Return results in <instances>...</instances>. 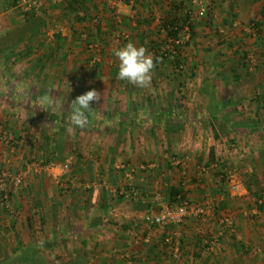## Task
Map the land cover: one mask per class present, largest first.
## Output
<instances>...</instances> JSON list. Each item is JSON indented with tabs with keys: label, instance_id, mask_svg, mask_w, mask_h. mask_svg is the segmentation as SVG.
Listing matches in <instances>:
<instances>
[{
	"label": "crops",
	"instance_id": "0c3cea01",
	"mask_svg": "<svg viewBox=\"0 0 264 264\" xmlns=\"http://www.w3.org/2000/svg\"><path fill=\"white\" fill-rule=\"evenodd\" d=\"M39 1L35 11L23 0H0V133L14 140L0 146V159L18 166L19 160H41L40 139L52 138L45 127L51 132L52 123H70V132L54 128L67 137L75 131L87 145L69 147V156L81 154L84 162L66 177L73 187L68 194L22 195L12 212H0V264H264V0H211L213 13L184 48V74L173 63L154 62L150 86L143 88L117 78L114 50L132 42L150 52L165 35L171 1L122 0L118 16L106 0ZM251 22L261 26L248 39L244 28ZM119 34L129 38L115 41ZM90 42L104 48L98 66L88 65ZM243 49L254 58L255 72L243 66ZM93 89L100 100L92 102L89 123L73 130L71 102ZM185 90L191 94L184 99ZM45 97L59 110L47 108ZM240 107L254 112L245 116ZM233 137L252 148L240 164H230L242 175L238 197L220 183L219 168L194 177L211 152L219 157L221 139ZM176 157L185 158V168L174 165ZM40 180L34 190L42 189ZM103 181L112 189L84 188ZM173 188L193 203L216 204L234 220L235 233L195 219L153 227L152 209L166 203ZM122 189L125 195L117 197ZM166 237L175 244L168 246ZM213 238L219 241L207 253Z\"/></svg>",
	"mask_w": 264,
	"mask_h": 264
},
{
	"label": "rangeland",
	"instance_id": "374dc122",
	"mask_svg": "<svg viewBox=\"0 0 264 264\" xmlns=\"http://www.w3.org/2000/svg\"><path fill=\"white\" fill-rule=\"evenodd\" d=\"M27 1H29V0H27ZM36 1L41 3V1H39V0H36ZM121 1L122 0H120L119 2H121ZM169 1H171V3H173L174 0H169ZM41 6H42V3H41ZM111 8L112 7H110L109 9L111 10L112 14L114 16H118V12H117L118 5H117V8L115 10H112ZM212 13H213V11H211V13L209 14L208 18H206V19H209L210 15ZM202 22H203V19L201 21L200 20H196L195 27H197V25H200V23H202ZM94 23L97 25L100 22L98 20V23H96L95 21H94ZM47 30L49 31V33H51L52 32V27L47 28ZM244 34H245L244 35L245 38L253 39V38L256 37L257 33L253 34V33H247L246 32ZM119 35H121V34H119ZM194 36H195V33H194ZM158 40L159 41H156L154 43L155 45H157L156 47H159V46L162 47V46L166 45L165 43L167 41H166V36L165 35L162 38L159 36ZM192 40H193V38H192ZM192 40L189 42V44L192 42ZM115 41H118L117 37H115ZM92 44L95 46V48H97V51L96 50H92L90 48L91 52L93 53L92 56L93 57L96 56L97 57V61H96L95 64H92L91 63L92 60L89 59L88 60V65L89 66H96L97 64L99 65L101 63V59L100 58L103 55V50L104 49L102 50V46L100 44L90 42V46ZM0 46H1V43H0ZM242 46L243 45L241 43H239V47H242ZM185 47H186V49L188 48L187 45H185ZM240 52H242V54L246 53L247 56H250L249 53L245 52V49H243V51H240ZM184 64H185V66L187 68L186 62H184ZM255 68L256 67H254L252 69V71H254ZM190 78H191V82H194V80H193L194 75L193 74H192V76L190 75ZM190 94H191V92L188 93V91L185 90V94L183 95L184 97H182V98H184V99L185 98H189L187 95H190ZM181 107H185V106H183V104H182ZM189 108L186 107L185 109L180 110L179 112H185V110L189 109ZM193 108H195L198 113H200L202 116H204V111H203V109L201 107L197 106V107H193ZM238 111L240 113L242 112L241 114H243L245 116L247 114H253V112H254L253 109L250 108V107H247V108L240 107L238 109ZM58 125L63 127V128H66L67 129L66 131L70 132V128H71V126H70L71 124L70 123H68V124H66V123H57V124L52 123V131L51 132H49L48 124H46L45 127H46V129H48V131H46V135H48V134L51 135L52 134V138L40 139L41 145H42L41 148H42V152H43V156H42L41 160L39 158L38 159L31 158V159L21 160L23 162H20V160H19L18 163L20 165L18 166L16 161H12L11 163H7L6 164V163H2L1 159H0V172H7L8 175H9V178L6 179L5 184H1L0 183V212H4V213L12 212L15 209V208H13L14 201L16 200L17 197H20L22 195H24L25 197L31 199L32 195L35 196L36 194H38V196H39V194L49 195L50 193L52 194V193L58 191V193L64 195V194H68L71 191V189L73 187L70 186L69 183H67L65 181L66 177L69 174H74L75 167H76L75 165L83 164L84 161H82L83 160V156L81 154H75V155L72 154V155H70V156H73V159H72L69 156V150H70L69 147L72 144V148H75V147L84 148L82 145L86 146L87 144H86V140H82V139L80 140V137L79 138H78V136L76 137V135H78V134H76L75 131H73V137H71L69 135V132L67 133L69 137H67L66 131H62V132L61 131H57L54 127H56ZM86 127L84 126L83 129L86 128ZM96 127H97V129H100L102 127H103V129L105 128L102 124L99 127H98V124H97ZM77 128L79 129V127H77ZM73 130H76L74 125H73ZM13 141L14 140H12L10 137L5 136L3 133H0V146L2 147V150H4L3 149L4 146H10ZM245 141L246 140L242 139L241 137H233L231 139L228 138V139H225V140L221 139V142H224V143L223 144H219L218 147L219 148L221 147V149L217 148V150H218V154L222 158H224L223 160H224V163L227 164V167L231 166L230 164L232 162H234V161H236L237 163L239 162V164H240L242 162V160H245L247 158L248 152H250L252 150V148L250 147L251 146L250 141H246L247 143ZM232 143H234L236 145V147L240 149V153H241L240 155H237V154L236 155L235 154L232 155V154H230L229 146ZM223 146H224V149H226L225 152H224V149H222ZM247 149H249V150L247 151ZM77 150H79V149H77ZM44 151H45V153H44ZM244 152H247V153L244 154ZM242 155L243 156L245 155L246 157L241 159L243 157ZM74 156H75V158H74ZM14 157H15L14 160H16V155ZM47 159H48V163H45L44 161H46ZM67 162H69L71 164V168H70V170L68 172H62L61 166H63ZM50 165L52 166V168L47 169V166H50ZM203 165H205V164L201 163L198 166L201 167ZM232 169H234L236 171L238 177L241 179L242 175H241L240 169H238V168H232ZM197 172L194 173L195 174L194 177L195 178L197 177L196 179L198 180L200 178H198V176H197L198 173ZM33 173H34V175H33L34 178L33 179H35V180L42 179V180L39 181V182L43 183L42 184V189H38V187H37V189L34 190L33 182L35 180L32 182V178H31V174H33ZM19 175L24 176V179H23V183L20 186L16 187L14 185V183H13V180H14V177L19 176ZM54 176H56V177H54ZM195 178H193V179H195ZM44 180H49V181L44 182ZM59 180H60V183L59 184L56 183ZM194 181L195 180H193V182ZM61 183H63L64 185L63 186L60 185ZM88 184L89 183L84 184V188H85L86 191H89V189L87 188ZM94 184H97L99 186L100 182H97V183L95 182ZM65 186H68V187H65ZM90 190H94V188L90 189ZM116 195H117V197L118 196L119 197L123 196V195H120L119 193H116ZM5 196L7 197V199H5ZM165 198H166V203L167 204L166 203H161V205L162 204H163V206L170 205L168 192H167ZM161 205L158 206V207H154V209H152L154 214L159 211V209L162 207ZM220 212H221V214L223 216H225L223 214L222 210H220ZM203 223H206V224H209V225L216 223L217 227H219V228L221 227L219 225L218 221H214V220L213 221L203 222ZM234 225H235V223H234ZM235 228H236V226H235ZM212 240H215V238H213ZM218 241H219V239H218ZM217 242H216V244H217ZM238 244L240 245V242H238ZM168 246H170V245H168ZM130 260H132V259H130Z\"/></svg>",
	"mask_w": 264,
	"mask_h": 264
},
{
	"label": "built area",
	"instance_id": "2783aa9c",
	"mask_svg": "<svg viewBox=\"0 0 264 264\" xmlns=\"http://www.w3.org/2000/svg\"><path fill=\"white\" fill-rule=\"evenodd\" d=\"M109 3V6L112 7V10H115L117 8L118 2L120 0H106ZM187 1L188 8L185 11V16L189 17V21H196V20H202L208 18L209 14L212 11V2L211 0H185ZM23 4L27 10H35L38 11L41 9V3L37 2L36 0H24ZM96 23H98V19H94ZM163 23V22H162ZM171 29V28H169ZM177 30V29H176ZM244 30L247 33H253V34H258L260 28L256 26L255 22H251L248 26L244 28ZM162 32L166 36V45L163 46L164 49L162 50L163 52H168L171 51L174 55L179 54L175 47H185L186 44H188L192 40L191 36V30L188 25H186L182 30L179 31L178 39H172L168 36V31L164 27L162 28ZM129 37L126 34H121L117 36L118 41H123L127 40ZM175 46V47H174ZM92 50H96L95 46L92 44L90 46ZM160 53V51H157ZM153 56L156 57V52L153 53ZM153 57V58H154ZM97 61V57L92 58V64H95ZM247 64L252 70L255 66V60L249 56L247 59ZM230 154H237L240 155V149L236 147L234 143H232L229 146ZM247 152H244V154ZM222 155V154H221ZM243 156V155H242ZM246 156L244 155L241 159L245 158ZM224 158H222L220 155L217 157V160L215 163L210 164V165H204L199 167L198 169V178H201L203 175L209 173L212 169L214 168H219L222 167V165L225 166L223 169L224 172V177H221L220 179H225V184L228 186L229 189V194H231L233 197L239 196V189L242 185L241 179L238 177L236 171L234 169H229L227 167V164L224 163ZM172 162L174 165L185 168V158L182 157H176L173 158ZM52 168V166H47V169ZM62 172H68L71 168V164L67 162L63 166H61ZM119 170H125V166L123 164H120L118 166ZM185 173V172H184ZM9 178V175L7 172H0V183L5 184L6 179ZM24 176H16L14 177L13 183L14 185L20 186L23 183ZM60 185H64L61 183ZM98 185L97 184H88L87 188L93 189L96 188ZM99 186L101 187H106L109 189H112L109 186V183L106 181L100 182ZM68 187V186H65ZM117 191V190H116ZM118 193V191H117ZM121 195H125V189L121 190ZM5 199L7 197L5 196ZM8 202V201H7ZM195 219L201 222H207V221H218L219 225L221 226L220 229L222 230H227L231 233H235V225L234 221L231 217L229 216H223L220 212V209L218 206L214 203L211 202H202V203H193L189 200L182 201L178 205H167V206H162L157 213H155L152 217L151 225L155 228H165V227H171V226H182L187 221ZM218 241V238H215V240H211L209 243L206 244L205 248L207 253H212L214 251V247L216 245V242ZM166 244L173 246L175 244V239L172 237H166L165 238ZM180 254V249L175 245L174 246V255L176 258H178ZM125 259L130 260L131 258L129 256H124Z\"/></svg>",
	"mask_w": 264,
	"mask_h": 264
},
{
	"label": "clouds",
	"instance_id": "9594fccd",
	"mask_svg": "<svg viewBox=\"0 0 264 264\" xmlns=\"http://www.w3.org/2000/svg\"><path fill=\"white\" fill-rule=\"evenodd\" d=\"M114 55L118 59L117 78L138 87H148L151 83L152 72L155 67L153 56L143 47H137L128 42L124 46L116 48ZM100 96L96 90H88L77 96L72 102L68 118L76 127H84L89 123V115L92 110V102L99 101ZM47 108L59 110L47 97L42 101Z\"/></svg>",
	"mask_w": 264,
	"mask_h": 264
},
{
	"label": "trees",
	"instance_id": "16d2710c",
	"mask_svg": "<svg viewBox=\"0 0 264 264\" xmlns=\"http://www.w3.org/2000/svg\"><path fill=\"white\" fill-rule=\"evenodd\" d=\"M188 8V4L187 1L185 0H174L173 1V7L171 9L170 12H168L167 16L164 18V21L162 23V28L164 27L165 29H167L168 31V36L172 39H178V35H179V31L182 30L186 25L189 26L190 30H191V36L192 38H194V33H195V23L196 21H189V17L185 16V11ZM256 23L257 27L261 26V23ZM171 28V29H169ZM177 29V30H176ZM188 45V44H186ZM102 46V45H101ZM157 45L153 44L150 47V52L153 56V53L156 52V57L153 58L155 63H166V62H170L171 64H174V68L176 71H178L180 74H183L186 70V66L184 64V62L182 61L183 58V53H184V48L183 47H175L174 49L177 50V52L179 54L174 55L171 51L168 52H163L162 50L164 49V47H156ZM103 46H102V50H103ZM4 50V49H3ZM1 46H0V53L3 51ZM86 50L88 51V53H90V60H92L93 58V53L90 50V43L86 44ZM157 51H160L157 52ZM246 54V53H245ZM243 54L242 59H243V66L245 68H248V64H247V59L248 56ZM98 66V64L96 65ZM256 97V96H255ZM255 97L253 100H255ZM222 110H219V113H221ZM226 121L228 122L227 116H226ZM217 160V156L216 154L214 155L213 152L210 153V162L207 165L213 164L215 163ZM45 163H48V159L46 161H44ZM212 162V163H211ZM225 168L224 165H222V167H220V169L218 171L215 172V174L218 176V178L220 179L221 177H224V172L223 169ZM230 170L232 169L231 166L228 167ZM76 172V170H75ZM220 183L225 186V179H220ZM225 184V185H224ZM169 200H170V205L174 206V205H178L179 203H181L182 201L188 200L186 193L183 192L182 189H178V188H173L170 192L169 195Z\"/></svg>",
	"mask_w": 264,
	"mask_h": 264
}]
</instances>
